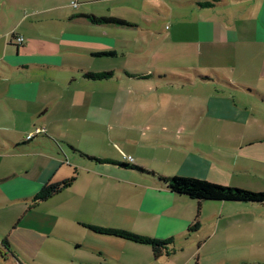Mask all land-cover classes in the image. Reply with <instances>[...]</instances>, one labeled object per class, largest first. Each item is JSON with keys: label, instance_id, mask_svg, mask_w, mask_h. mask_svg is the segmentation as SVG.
I'll return each mask as SVG.
<instances>
[{"label": "crops", "instance_id": "0c3cea01", "mask_svg": "<svg viewBox=\"0 0 264 264\" xmlns=\"http://www.w3.org/2000/svg\"><path fill=\"white\" fill-rule=\"evenodd\" d=\"M86 1L89 3L92 0ZM116 2H122L133 9L132 14L127 15L128 20L134 23L127 26L129 28L137 29L144 22L153 25L157 19L171 23V26H165V35H152V41L145 50V69L148 72H142L139 80L155 79L160 82L155 84L161 85L167 83L166 80L171 76L183 78L180 75L184 71L194 74L196 78L185 77L190 85L213 86L214 92L205 97L209 115L253 127L249 137L241 139L236 152L237 158L245 157L253 162H257V158L264 159V152L260 148V144L264 142V124L260 121V116H264V0ZM65 7L68 5L54 3L34 9L39 13L62 10ZM86 11L79 10L72 16L66 13L57 15L55 20L58 26L50 31L24 29L20 33L7 31L0 35V209H10L12 203L28 202L45 184L63 179L57 178L65 165V154L60 145L62 142L66 143L63 132L67 125L76 128V121L80 122L74 105L76 91L74 88L75 94L66 91L72 89V82H51L44 79L56 80L52 74L64 73L72 75V81L82 78L84 83L94 84L99 80L88 79L85 77L89 73L87 70L70 66L65 59L82 51V42L87 45L114 46V38L107 34L82 33L83 26L93 24L83 17L90 14ZM42 14L40 12L38 15ZM18 35L24 37L22 44L16 39ZM91 53L98 55L101 52ZM171 68L179 72L171 75L167 72ZM204 71L208 76L203 74ZM229 73L235 74L236 80L232 81ZM107 79L100 81L104 83ZM36 127L45 128L46 133L27 139L26 135ZM166 142L179 145L175 140ZM252 148L259 149L257 155L251 153ZM245 150L248 152L243 153ZM213 159L190 156V160L194 161L192 165H186L190 172L184 175L210 180L211 171L217 168L215 162L223 163L217 157ZM90 166L114 170L116 174L111 176V180L128 176L133 180L135 188L132 191L121 188L114 191L112 183L102 181L104 178L108 180L106 176L110 172L100 170L95 176L101 178L102 193L91 192L85 195L81 192L79 196H73L75 204L78 202V206L84 205L87 208L89 203L90 217L95 224L122 228L160 240L172 239L171 246L176 250L158 259L154 257V264L162 260L170 261L187 251L186 261L196 260V264H264V248L250 247L243 250L236 248V245L198 241L196 239L199 236H194V232H200L211 218L219 215L222 218L226 206L255 207L264 204L199 202L171 192L159 175H173L159 168L100 162ZM131 166L153 171L155 174L145 173ZM60 194L62 192L46 201ZM112 197L116 199L115 204ZM14 222L12 228L0 226V264H26L29 260L22 252V257L16 253V250L20 251L16 235L21 220L16 224ZM214 225L217 227L219 223L215 222ZM193 227L199 228L194 230ZM25 238L29 243L36 242L32 236L27 235ZM93 247L96 256L89 259L75 257L73 263L129 264L119 262L121 256L110 253L101 246Z\"/></svg>", "mask_w": 264, "mask_h": 264}, {"label": "rangeland", "instance_id": "374dc122", "mask_svg": "<svg viewBox=\"0 0 264 264\" xmlns=\"http://www.w3.org/2000/svg\"><path fill=\"white\" fill-rule=\"evenodd\" d=\"M116 1L92 0L88 3L86 0H0V35L7 31L20 33L24 29L50 31L58 26L55 20L57 15L66 13L72 16L79 10H87L90 13L88 15L127 23L83 26L82 33L107 34L113 37L114 46L87 45L82 42V51L65 59L68 65L89 73H112V77L106 82L101 83L99 80L94 84H87L82 78L72 81V75L64 73L52 74L56 80L44 79L51 82H72V89L66 91L72 94H75L74 89L76 91L74 105L80 122L76 121V128L67 125L63 132L66 143L62 142L60 145L65 154V165L57 178H63L60 182L74 177L79 179L73 183L75 185L72 188L63 190L62 194L52 200L35 203L31 199L24 203H12L10 209H0L1 227L12 228L14 221L16 224L21 220L16 235L20 251L16 250V253L21 256L22 252L29 257L26 264H75V257L89 259L97 255L93 245L121 256L119 262L154 264L151 246L94 232L93 227L127 230L95 224L90 217L89 203L87 208L84 205L78 206V202L75 204L73 196H79L81 192L85 195L91 192L102 193L101 178L95 176L100 170L110 172L106 176L108 180L104 178L102 181L112 183L114 191L120 188L132 191L135 188L133 180L128 176L111 180V176L116 174L114 170L90 166L99 163L93 158L139 167L149 166L170 172L173 176L190 177L184 175L190 172L186 165H192L194 161L190 160V156L206 160L209 158L212 161L213 157H217L223 163L215 162L217 168L211 171L208 181L227 187L264 192V159L257 158V162H253L245 157L237 158L236 155L241 139L249 137L252 125L209 115L205 97L215 89L213 86L190 85L185 77L192 76L196 80L192 73L183 71L180 75L183 78L171 76L166 80L167 83L161 85H156L155 83L160 82L155 79L139 80L142 72H148L145 69V50L152 41V35H165V26H171V23L157 19L153 25L144 22L137 29L129 28L127 26L134 23L128 20L127 15L132 14L133 9ZM54 3L67 4L68 7L56 11H40L43 12L42 15H38L40 12L36 13L37 10L34 9ZM95 51L101 53L92 55L91 52ZM167 72L176 75L179 71L171 68ZM203 74L208 76L206 71ZM229 74L232 81L236 80L235 74ZM260 121L264 124V116H260ZM166 140H175L179 145H170ZM260 145L264 152V142ZM252 149L251 153L257 155L259 149ZM247 152L245 150L243 153ZM111 200L115 204L116 199L112 197ZM235 203L249 205L248 202ZM224 209L222 218L220 215L211 218L200 232L197 230L199 227H193L198 232H194V236H199L196 240L208 241L210 244L236 245V248L243 250L250 247L264 248V205L226 206ZM215 222L219 223L217 227ZM27 235L35 238L36 242L29 243L25 240ZM170 249L176 250L172 246ZM187 257L188 251L158 264L197 263L192 259L186 261Z\"/></svg>", "mask_w": 264, "mask_h": 264}, {"label": "trees", "instance_id": "16d2710c", "mask_svg": "<svg viewBox=\"0 0 264 264\" xmlns=\"http://www.w3.org/2000/svg\"><path fill=\"white\" fill-rule=\"evenodd\" d=\"M206 5H212V3H206ZM93 24L113 23L118 25H127L126 22L118 19H107L103 17H97L95 15H83ZM14 36V34H13ZM112 76V73H86L85 77L91 80H103ZM100 163H117L121 166H128L124 163H118L111 160H102L93 158ZM134 169L140 170L145 173L155 174L153 171H148L135 166H131ZM159 178L165 183L167 188L176 194L185 195L190 198L200 201H220V202H248L264 204V192H253L237 187H227L219 185L208 180L183 177V176H163L159 175ZM74 178L66 179L61 182L47 183L42 189L32 198L35 203L46 201L49 198L61 193L63 190L70 187L75 181ZM92 230L96 233L113 236L125 240H129L138 244L149 245L153 249L154 257L156 259L165 255L171 254L173 251L170 249L173 244L172 239L160 240L151 238L148 236L139 235L130 231H120L114 229H104L100 227H93Z\"/></svg>", "mask_w": 264, "mask_h": 264}, {"label": "built area", "instance_id": "2783aa9c", "mask_svg": "<svg viewBox=\"0 0 264 264\" xmlns=\"http://www.w3.org/2000/svg\"><path fill=\"white\" fill-rule=\"evenodd\" d=\"M16 39H17L19 44H22L24 41V37L21 35L16 36ZM42 133H46V129L41 128V127H36L33 132H31L30 134L27 135V139L30 140V139L34 138L36 135L42 134Z\"/></svg>", "mask_w": 264, "mask_h": 264}]
</instances>
